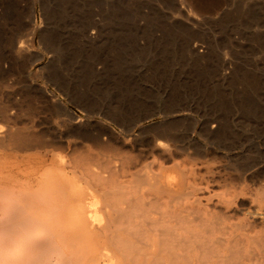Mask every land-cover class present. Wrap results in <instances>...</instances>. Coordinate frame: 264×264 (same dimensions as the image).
Listing matches in <instances>:
<instances>
[{"label": "rangeland", "instance_id": "374dc122", "mask_svg": "<svg viewBox=\"0 0 264 264\" xmlns=\"http://www.w3.org/2000/svg\"><path fill=\"white\" fill-rule=\"evenodd\" d=\"M250 1L0 0V264H78L52 172L94 189L113 237L114 196L137 212L148 174L182 178L164 149L218 181L205 194L237 209L227 225L258 211L241 233L264 264V0ZM17 131L36 144L7 142Z\"/></svg>", "mask_w": 264, "mask_h": 264}, {"label": "bare ground", "instance_id": "6f19581e", "mask_svg": "<svg viewBox=\"0 0 264 264\" xmlns=\"http://www.w3.org/2000/svg\"><path fill=\"white\" fill-rule=\"evenodd\" d=\"M251 1H258V0H251ZM179 16H181V14ZM22 47L23 46L18 45V50L19 51L23 50ZM17 130L19 131V129ZM18 131L14 132L13 135H9V138L6 137L7 138L6 141L7 142L10 141L14 143V146L20 150L26 149L27 145L30 148L31 146L29 145L32 144V141L34 145L35 142L33 139L35 138H32V140L30 138L27 139L29 135H26V138H25L24 134L22 135L21 133V135H19L22 129L19 131V133ZM1 139L3 140L4 138H1ZM1 142L3 143V141ZM157 148H155L154 150H156ZM176 148L178 149V147ZM178 151L179 150L164 149L162 150L161 158L165 161L164 163L171 162L172 168L176 171H179L180 174L182 175V178L179 181L175 180V178H177L176 177L177 174L176 175L175 173L171 174V173H168V171L167 172L161 171L160 173L148 174L147 190L141 191L138 198L137 199L135 198L137 200L136 204L138 203L140 206L139 211L137 212L134 211L132 206L135 205V203L134 204L132 203L133 205L128 204L132 207V208L130 207L129 209H125L124 207H122V200L126 202L125 198L124 199L121 198L124 195L122 194V191L120 192L122 196L119 193L120 194L119 197L116 198L114 196L116 199L113 197V200L116 201L113 203L114 204L113 223H112L113 231L108 228L110 231L113 232V237H111L112 235L110 233H108V235L109 234L111 235L110 237L103 235L102 232H100L102 228H100L98 231L96 230L97 227L95 225L96 224L95 221L98 224L100 223L103 224L102 221L104 219L103 218L104 216L102 213L98 212L96 208L98 199L93 195L94 194L93 192H90L94 189L88 190V189L83 188V186H80L81 184L76 185L72 180H70V178H68V176L62 177L61 179L60 175H57L58 172L56 171L51 173L50 177L46 179V182H52L53 185L57 188L56 190H58L59 192L63 191L64 200L67 201V208L64 209L63 215L65 218V224L67 225L65 226L70 232L72 231L71 232L72 235L67 238H64V237L63 238L67 240L74 239L76 241V245L79 251L81 252V254L78 255V258L75 257V259L79 261L78 264H255V261H254L255 258H257L256 261L257 260L260 261L258 259V256H256V254L253 255L254 253L250 252L252 249L249 250L250 248H248L247 246L248 243H247L246 238L248 236L246 237V235L241 233L249 225L248 220L250 218L255 219L257 217V214L259 213H256V212L258 211L255 210L256 211L255 213H253V211L250 213L247 211L245 213L243 209L239 210L238 212L244 215L243 220H241V222L238 223V225H236V223L227 225L226 224L227 221H229L231 218L233 219V216H232L233 214L238 215V213H236L237 209L233 208L232 205H230V201L224 199V197L214 200L213 196H207L205 193L206 192L208 193L209 188L212 187V184H215V182L217 183L218 181H216L215 178L209 179L208 177H207L208 179L205 180V176L204 178L201 177L202 179H199L198 177H196L195 170L192 168V166L196 165V163L195 164L192 163L191 166H188L189 162L187 163L186 162L187 160L179 161L178 157L180 155L179 154L180 151L179 152ZM151 152H153L154 154V151L151 150ZM156 152L157 151H155V153ZM155 155H158V154H155ZM185 155L184 153L182 154V156H185ZM192 162L194 161L192 160ZM122 165H124V163ZM163 166L164 165L161 164L159 168H162ZM119 167L117 166L116 169L119 170L121 168ZM122 168L126 169L127 167H122ZM129 168L131 169L132 166H129ZM148 170L151 171V168L149 169L148 167ZM125 171L126 170H124V172ZM156 171L159 172V170H156ZM117 173H115V175ZM137 173H138V170H137ZM210 175H213V174L210 173ZM144 176H145V173L143 177ZM60 182H62L64 186L63 185L60 186L59 185ZM118 183L119 182L116 183L117 184L116 188H117V191L119 192L121 189L118 190ZM135 185L138 186V184H135ZM119 188H121V185L119 186ZM237 190L239 191V189ZM126 193L130 194V191H127ZM133 193L135 194L137 192L133 191ZM226 194H229V193H226ZM125 196L126 195H124V197ZM128 197H132V196H128ZM89 199L90 201L87 203L86 200H89ZM127 201H129L128 198H127ZM124 204H127V203H124ZM106 205L107 204H105L104 206ZM108 206L109 205H107L106 207ZM16 207L18 206L16 205ZM86 207L92 208L91 212H86ZM18 210H21V208L19 207ZM14 214H12L13 218L15 217ZM61 214H62V211H61ZM213 215L220 218V222H218L219 221L218 218L217 220H215L217 221V223L215 221L214 223L212 222V220L209 221V219H205L207 216L211 217ZM35 217L37 218L36 214H35ZM259 217L261 216L259 215ZM19 218H21V220L19 219L20 222L23 220L27 221V219H25V216H24V219L21 216ZM28 220H31V217L30 219L28 218ZM40 220H42V223L46 222V220H43V219H40ZM32 221H33V218H32ZM16 222L20 223L18 220H16ZM34 224H35L34 227H36L37 225L35 222L32 225ZM108 225L109 223H107V226ZM24 226L27 227L28 225L27 226L23 225V227ZM105 226H104V229H106ZM37 228L38 226L36 227V229ZM52 229H54V227ZM52 229L50 228V230ZM25 230H23L22 232L24 233ZM28 231L29 229L27 228L26 233H25L26 236L29 233ZM11 232L15 233V231H10V233ZM2 234L0 236H2ZM31 237L32 236H30V238ZM38 241H40L38 243H41V240H38ZM49 244H46L48 248L51 247V246L49 247ZM40 245L43 248L45 243L42 242ZM254 246H256V242ZM254 246H250V247H254ZM36 247L39 250L40 246L36 245ZM68 247L69 246H67V248ZM53 248L54 250H56L55 246ZM60 251L58 250V252ZM49 252L50 251H48L47 253ZM39 254H40L39 256L40 258L42 257V254H45V253L43 251L42 254L41 253ZM55 254L57 256V253ZM261 255H264V254L261 253ZM59 257L57 256V258ZM253 257H255L254 260H253ZM50 262H53V261L51 260ZM54 263L56 264V259L54 260ZM69 264H71V262H69Z\"/></svg>", "mask_w": 264, "mask_h": 264}]
</instances>
